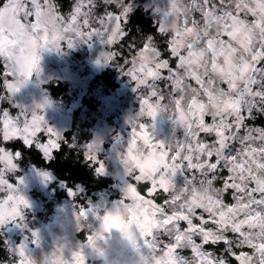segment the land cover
Instances as JSON below:
<instances>
[{
	"label": "clouds",
	"instance_id": "9594fccd",
	"mask_svg": "<svg viewBox=\"0 0 264 264\" xmlns=\"http://www.w3.org/2000/svg\"><path fill=\"white\" fill-rule=\"evenodd\" d=\"M0 264H264V0H0Z\"/></svg>",
	"mask_w": 264,
	"mask_h": 264
},
{
	"label": "rangeland",
	"instance_id": "374dc122",
	"mask_svg": "<svg viewBox=\"0 0 264 264\" xmlns=\"http://www.w3.org/2000/svg\"><path fill=\"white\" fill-rule=\"evenodd\" d=\"M106 73L114 75L111 83L105 82L101 74L94 78L82 80L78 91L84 93L83 106L87 109L89 115L95 113L97 116L106 119L110 124H118L122 122V112L127 108L133 97L130 91L122 88L121 84L117 82L114 72ZM83 75H88L87 70ZM79 111H77V116ZM56 119L59 120L60 117L57 116ZM52 188H56L55 193L52 192ZM32 196L37 201L41 219L47 221L54 210V204L65 198L66 192L56 185L45 188L36 181L32 188Z\"/></svg>",
	"mask_w": 264,
	"mask_h": 264
},
{
	"label": "trees",
	"instance_id": "16d2710c",
	"mask_svg": "<svg viewBox=\"0 0 264 264\" xmlns=\"http://www.w3.org/2000/svg\"><path fill=\"white\" fill-rule=\"evenodd\" d=\"M136 21L142 23L145 27H147L148 25V21H145L143 19L142 16H140V14L138 13L137 16L134 18ZM101 77L103 79H105V82L107 83H111L114 78V75L113 74H107V73H104L101 75ZM70 173V175L75 178V179H78V180H84L86 182L89 183V187L90 189L94 192V191H97L99 189H102L104 187H107L110 183H111V180L110 179H107V180H103L101 181L100 183H92L91 182V177H90V174L89 172L86 170L85 167H82V166H79L77 165L76 167H71V166H68V165H65L64 166Z\"/></svg>",
	"mask_w": 264,
	"mask_h": 264
}]
</instances>
